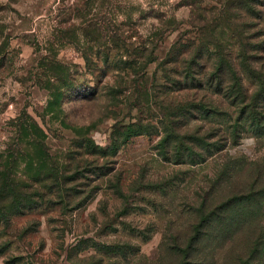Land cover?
Returning a JSON list of instances; mask_svg holds the SVG:
<instances>
[{
    "label": "rangeland",
    "instance_id": "obj_1",
    "mask_svg": "<svg viewBox=\"0 0 264 264\" xmlns=\"http://www.w3.org/2000/svg\"><path fill=\"white\" fill-rule=\"evenodd\" d=\"M257 1L0 0V154L26 113L64 180L42 193L41 209L0 224V264L245 256L264 230V137L244 134L197 165L165 161L160 143L177 120L187 123L182 135L210 128L196 112L199 120L176 119L180 103L222 99L177 92L165 76L183 82L182 62L198 50L209 68L218 49L253 44L246 39L264 23ZM132 125L148 132L129 138Z\"/></svg>",
    "mask_w": 264,
    "mask_h": 264
},
{
    "label": "trees",
    "instance_id": "obj_2",
    "mask_svg": "<svg viewBox=\"0 0 264 264\" xmlns=\"http://www.w3.org/2000/svg\"><path fill=\"white\" fill-rule=\"evenodd\" d=\"M257 2L261 7L257 19L264 20V0ZM249 39L254 43L240 45L234 55L219 49L211 54L213 63L209 68L201 63L205 56L203 50L194 52L190 59L182 62L186 65L183 82L165 76L167 82L176 86L177 92L201 91L206 88L212 97H222L221 100L212 99L205 105L201 101L182 102L178 105L174 116L176 119L180 116L188 117L183 119L187 122L199 120L193 114L196 112L201 114L200 118L208 120L210 128L203 137L199 132L182 135L177 133V129L187 123L178 120L172 123L160 143L165 161L197 165L204 162L206 156L219 153L228 146L239 145L244 134L250 132L256 138L264 137V23L255 35L246 40ZM171 62L176 63L177 58ZM245 82L251 84L250 92ZM224 103L227 110L220 109ZM11 124L15 130L12 143L0 154V224L4 225L14 217L41 209L44 205L39 202L43 199L42 193L53 187L59 188L58 184L64 183L59 168L48 155L46 135L39 124L26 113H22ZM126 131L129 138L148 132L145 127L133 125L128 126ZM117 147L114 143L113 153ZM168 147L172 148L171 151H168ZM89 153L99 154L97 150ZM226 219L227 223L234 221L232 216ZM209 223V218L205 219V226H210ZM203 234L199 233L194 240L198 242ZM205 236L209 235L206 233ZM234 260V264H264L263 229L251 242L245 256H236ZM200 263L209 264L205 261Z\"/></svg>",
    "mask_w": 264,
    "mask_h": 264
},
{
    "label": "clouds",
    "instance_id": "obj_3",
    "mask_svg": "<svg viewBox=\"0 0 264 264\" xmlns=\"http://www.w3.org/2000/svg\"><path fill=\"white\" fill-rule=\"evenodd\" d=\"M250 143L252 142V141H249Z\"/></svg>",
    "mask_w": 264,
    "mask_h": 264
}]
</instances>
